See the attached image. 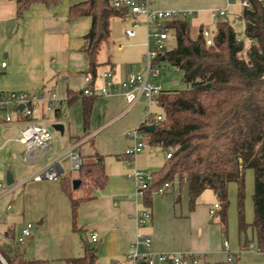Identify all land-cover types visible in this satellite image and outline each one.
I'll return each instance as SVG.
<instances>
[{"label": "crops", "instance_id": "1", "mask_svg": "<svg viewBox=\"0 0 264 264\" xmlns=\"http://www.w3.org/2000/svg\"><path fill=\"white\" fill-rule=\"evenodd\" d=\"M148 2L153 10L192 11L194 15L209 14L213 20L215 18L212 12L224 10L227 5V0H148ZM73 3L63 0L54 8L34 4L24 12L20 21H17L15 0H0V92L46 95L55 92L59 98H65L67 101L69 94L78 95L88 86L85 77H90V86L94 87L97 98L92 107L88 132L85 135L83 133L82 98L71 104L63 103L51 111L57 120L55 123L63 126V133L53 135V149L45 158L49 162L80 143L77 151L83 160L98 153L103 157L107 174L105 188L97 191L93 200L80 205L77 216L79 231L73 232L70 203L60 191L59 185L54 184L57 182L48 181L51 183V189L48 191L46 184H41L43 181H33L31 175L36 170L35 166L24 164L22 162L24 147L10 141L23 124L18 121L0 124V135H8L3 143L0 142V153L11 144L4 155L7 162L16 163V167L24 165L32 168L27 174L18 169L14 173L11 169L8 172L13 180L12 185L16 186L13 191L23 190L18 198L24 202L25 197L29 196L31 207L26 217L29 220L36 219L39 228L35 236L31 231L26 246L23 245L24 248L21 250L24 256L27 259L48 261L49 264H69L67 260L83 255V242H86L96 247L97 264L111 262L123 264L124 256L137 235H146L151 238L153 252L196 253L204 256L199 264H224L216 260L220 256H224L228 263V254L238 256L237 264H264V253L256 250L241 251L250 230L239 234L234 213L230 215V210L229 235L222 241L218 218L213 220L214 216L209 214L210 207L217 204L215 200L201 196L194 210L190 212L186 188L175 187L173 193L164 196L152 194L149 205L144 203L143 198L136 197L134 183L125 178L126 169L122 162V153L129 145L125 138L126 133L143 124L147 104L144 99L140 103V99L135 106L126 111V104L121 95L102 96L99 90L103 85L100 76L104 72H111L114 81L120 83L129 74L143 71L139 61L146 51L145 30L143 27L139 28L144 30V39L135 41L136 35L124 42L127 47L140 48L138 59L126 64L122 70L110 57L101 63L98 53V66L95 75L92 76L86 71L88 62L81 49L83 37L88 33L87 28H90V19L84 17L68 21V10ZM229 12L231 13L230 8ZM200 28L204 27L200 25L197 34L200 33ZM2 63H5L4 68L1 67ZM101 65H106L107 69L100 71ZM151 106L158 107L156 102ZM46 113L48 112L45 105L40 104L35 109L33 118L36 122L45 124L43 119ZM153 168L150 174L160 170ZM67 170L70 171L69 163ZM65 173L61 164L60 176ZM2 180L6 182L0 173V184ZM31 185L32 188L26 194V188ZM13 191L4 197L14 195ZM7 207L6 211H11L7 210ZM137 212L151 214L150 222L141 228H137L134 221V214ZM17 218L20 219L19 225L14 222L16 219L10 221L8 225L4 223L5 226L0 228L1 238L5 239L4 233L8 228H12L16 237L23 226L30 223L25 221V212ZM3 221L5 222L4 219ZM251 221L249 213L247 223ZM33 228L32 230L36 229ZM91 234H97V243L89 242ZM224 242H227L226 250L223 247Z\"/></svg>", "mask_w": 264, "mask_h": 264}, {"label": "trees", "instance_id": "2", "mask_svg": "<svg viewBox=\"0 0 264 264\" xmlns=\"http://www.w3.org/2000/svg\"><path fill=\"white\" fill-rule=\"evenodd\" d=\"M63 0H15L16 20L34 4L54 8ZM74 2L68 10V21L87 17L90 28L83 37L82 51L86 55L89 73L94 76L97 55L110 37V21L127 15L126 10L112 7L110 0H69ZM249 7L241 8L234 19L244 24V37L251 40L238 42V35L229 18H216L212 44L207 45L200 33L190 38V18L169 23L176 45L164 53L165 60L183 74L187 89L162 91L156 99L161 109V120L154 130L139 126L147 145L161 148L170 154L163 167L152 173V182L145 191L143 201L150 204L155 194L169 183L165 195L174 188H186L188 210L191 212L205 190L217 199L216 210L221 232L227 233L228 186L236 184V211L239 234L251 230L241 251L252 243L264 253V1L248 0ZM202 29V28H200ZM82 98V125L84 135L96 95H68L67 104ZM253 172V219L246 223L244 212L245 171ZM80 181L76 190L72 182ZM177 180V181H175ZM107 174L103 157L98 153L84 160L76 176L60 180L62 193L71 208L73 232L77 229V216L82 203L95 198L105 188ZM214 213L213 216H216ZM212 216V217H213ZM0 237V264H49L48 261L27 259L20 245L14 242L12 228ZM230 264H237L232 255ZM97 249L83 242V255L67 260L69 264H97ZM109 264H119L111 262ZM126 264V263H123Z\"/></svg>", "mask_w": 264, "mask_h": 264}, {"label": "built area", "instance_id": "3", "mask_svg": "<svg viewBox=\"0 0 264 264\" xmlns=\"http://www.w3.org/2000/svg\"><path fill=\"white\" fill-rule=\"evenodd\" d=\"M262 3L264 0H255ZM112 7L117 10H126L127 15L119 20L129 23V27L124 30V36L130 40L136 36V30L143 27L146 34L145 54L142 58L143 71L141 73L129 74L125 80L117 83L113 79L111 72H104L100 78L103 85L99 90L102 96L121 95L126 104V111L135 106L140 99H144L147 108L145 111L144 122L146 126L155 125L161 120V116L153 117L151 113V105L156 102L158 96L163 89L159 83L161 76L160 59L166 52V42L172 33L169 23L174 20H185L194 15L192 11H160L153 10L149 7L148 0H110ZM237 2L239 8H248V0H227V5L224 10L212 12V16L216 18H228L230 15L236 17L237 14L230 13L229 8ZM200 34L204 38L206 44H212V33L206 28H202ZM238 42L245 41L250 43L246 37L239 36ZM125 43H117L114 45L116 50L120 51L127 47ZM5 67V63L1 64ZM87 87L82 90L81 95L93 96L96 95L94 87L91 84L90 77H85ZM65 98H59L55 92L49 94H34L27 92H0V124H9L13 121H18L23 124L17 134L11 137L10 141L13 144H19L24 147L22 162L29 166H35L36 170L31 175V179L35 182L40 181H56L60 177L61 164L67 161L71 172H78L84 163L77 147L80 143L66 150L63 154L50 160L45 161L47 156L54 146V138L52 130L45 124L34 120V111L40 104L45 105L47 112L53 111L63 103ZM20 107H22L20 109ZM126 138L129 140V145L122 153V162L125 166V178L130 180L135 185V195L137 198H143L145 191L152 182V175L144 173L136 166V157L140 154L147 140L145 134L135 128L126 133ZM166 159L170 158V154H165ZM11 186V187H10ZM6 190L3 184H0V199L12 192L16 186L10 185ZM169 183H165L161 188L154 192L158 196H164ZM11 206L8 205L7 210ZM218 209V204H214L209 209L210 216H213ZM151 220L149 212H140L134 214V221L137 228L143 227ZM33 225L26 223L14 238V242L20 246L24 245L31 236ZM89 242L95 244L98 242L97 234L89 236ZM225 250L227 242L223 243ZM247 250H256L253 244L248 246ZM259 252V251H258ZM126 264H199L203 261L204 256L196 253H155L152 251L151 238L146 235H137L135 241L130 245V248L125 254ZM231 254H228L227 261L230 263Z\"/></svg>", "mask_w": 264, "mask_h": 264}, {"label": "rangeland", "instance_id": "4", "mask_svg": "<svg viewBox=\"0 0 264 264\" xmlns=\"http://www.w3.org/2000/svg\"><path fill=\"white\" fill-rule=\"evenodd\" d=\"M213 9V8H212ZM239 6L237 2H233V5L230 7V11L231 13H235L238 14L240 12ZM229 20L232 24L233 29L235 30V32L239 35H241L242 37L244 36V24L240 21H236L234 19V17L232 15H230ZM217 21V19H212L211 15L209 14H196L193 15L192 17H190V23L192 24L191 29H190V38L191 39H195L197 37V32L199 30L200 25H202L204 28L208 29L209 31L213 32L214 29V25L215 22ZM88 27V24H87ZM129 27V23H125L122 22L119 19H112L110 21V37L108 39L107 42L103 43L101 46V50L99 52V61L101 63H104L108 57H110L112 62H115L116 65H119L117 67H121L122 70L125 69V66H127L129 63L133 62L136 60V58L138 59V55L140 52V48L139 47H125L123 50H116V48L114 47V45H116L117 43H121V42H126L127 39L124 36V30ZM89 28H87V32H88ZM136 35L137 38L135 41L139 40V39H144V30L143 29H137L136 30ZM86 32V33H87ZM85 33V34H86ZM176 45V41H175V37L173 34L169 35V38L166 42V51L168 50H172ZM140 62V66L143 69V61L142 59L139 61ZM127 64V65H126ZM107 69L106 65H101L99 70L103 71ZM160 69H161V76L159 79V83L162 86V89L164 91H183L185 89H187V85L183 82V74L181 71H179L178 69H176L175 67L171 66L170 63L168 61H163L160 62ZM87 72H89V70H86ZM85 71V72H86ZM143 100L141 99L140 103H142ZM151 113L153 115V117L161 114V109L156 107V106H151ZM44 123L48 125V127L51 129V125L53 123H55L57 120L54 117L53 113L48 112L45 114L44 117ZM52 130V129H51ZM52 133L54 136H58L56 132H54L52 130ZM7 136H4L3 134L0 135V142L3 143V141L5 139H7ZM126 138V137H125ZM126 140L129 142V140L126 138ZM91 142V141H90ZM92 143V142H91ZM11 146V144L8 145V147H6L4 149L3 152L0 153V173L3 174V176L6 179V176L8 174V172L10 171H14L16 169L20 170L22 173L27 174L30 173V171H32V168L30 169V167H26V166H20V167H16V163H9L7 162V158L6 156H4L7 152V150L9 149V147ZM81 155V154H80ZM165 152L159 148V147H151L146 145L144 150L137 155L136 157V166L139 170H143L142 172L144 173H150L152 172V168L153 169H161L164 162L166 161L165 159ZM45 161H47V158H44ZM138 160H140V163H138ZM63 165V169L66 172L65 175L60 176L56 182L54 184L59 185L60 188V180L63 176L65 177H70V176H74L76 175V172H71L67 170V161H64L62 163ZM139 165V166H138ZM35 169V168H33ZM177 181V180H175ZM32 182V181H31ZM6 190L9 189L10 187L6 185L5 180H2V183ZM41 184H46V190H50L51 189V183H49L48 181H43ZM33 185L28 186L25 190V193L28 194L29 190L32 188ZM244 186H245V200H244V212H245V220L247 223V215H249V213L251 214V220L253 219V203H252V194H253V172L252 170H247L245 171L244 174ZM23 190L21 189H17L14 192V195H8L7 197L1 198L0 199V228H3L5 226L4 223H6L7 225L10 223V221H12L13 219H16L14 222L19 225L20 223V219L17 218L18 215H21L22 212H25V221L30 222L32 225H34V230L33 231V236H35L39 230V228L36 225L35 220H29V218H27V214H28V210L29 207H31V204L29 203V196L25 197L24 202L22 201V199H20V197L18 198V195H20ZM61 191V188H60ZM75 193L77 195H80L83 192V188H80L79 190H74ZM2 191H0L1 193ZM62 192V191H61ZM209 189L205 190L204 193L202 194L203 198L206 199H211V200H215V202H217L216 197L213 195ZM236 193H237V187L236 184H229L228 186V210H227V233L224 234L222 233V241L226 240L228 235H229V226H228V213L230 210V215L234 213V217H235V223L237 224V211H236ZM10 205L11 206V211L7 212L6 211V207ZM250 210V211H249ZM15 217V218H13ZM217 217L214 216L213 220ZM12 218V219H11ZM3 219L5 220V222L3 221ZM230 222H231V216H230ZM252 222V221H251ZM250 222V223H251ZM249 224V223H248ZM250 230V229H249ZM249 236L247 238H251V230L249 231ZM27 242V241H26ZM24 246H26L24 244ZM24 246H20V248L22 249V247L24 248ZM33 259V258H32ZM216 260L220 263H224V264H228L225 260L224 256H220L218 258H216Z\"/></svg>", "mask_w": 264, "mask_h": 264}, {"label": "water", "instance_id": "5", "mask_svg": "<svg viewBox=\"0 0 264 264\" xmlns=\"http://www.w3.org/2000/svg\"><path fill=\"white\" fill-rule=\"evenodd\" d=\"M160 61H161V62L165 61V57L162 56L161 59H160ZM21 108H22V107H20V109H21ZM154 128H155L154 125H149V126H146V127H145V129H146L147 131H149V132L153 131ZM51 129H52L54 132H57V133H60V134L63 133V126H62L61 124H58V123L52 124V125H51ZM6 184H7V186H10V185L13 184V180H12L11 175H10L9 173H8L7 176H6ZM79 185H80V181H78V180H74V181L72 182V186H73V189H74V190H76V189L79 187ZM0 260H1V262H3L2 259H0Z\"/></svg>", "mask_w": 264, "mask_h": 264}]
</instances>
